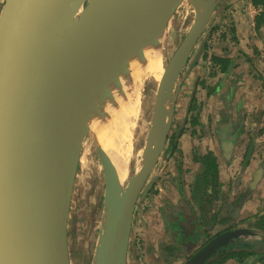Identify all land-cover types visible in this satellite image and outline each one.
Wrapping results in <instances>:
<instances>
[{"label":"water","instance_id":"1","mask_svg":"<svg viewBox=\"0 0 264 264\" xmlns=\"http://www.w3.org/2000/svg\"><path fill=\"white\" fill-rule=\"evenodd\" d=\"M183 1L5 0L0 11V264H71L69 219L90 134L105 175L103 229L93 264H127L135 213L153 187L148 180L172 126L177 82L200 60L220 0H199L206 4L200 21L196 0H188L196 18L165 64L150 149L127 184L113 163L108 137L89 118L95 103L85 99L100 76H115L117 69L105 66L99 74L90 62L143 36L145 29L164 26L166 31ZM237 241L264 251V238L237 228L211 239L184 264H208Z\"/></svg>","mask_w":264,"mask_h":264},{"label":"crops","instance_id":"2","mask_svg":"<svg viewBox=\"0 0 264 264\" xmlns=\"http://www.w3.org/2000/svg\"><path fill=\"white\" fill-rule=\"evenodd\" d=\"M254 2H218L210 30L206 34L207 39L205 37L207 43L201 62L198 61L193 68H196L194 72L201 70L202 79L195 78L191 70L181 81L182 88L177 95L172 126L178 122L180 125L184 122L188 125L191 120L189 118L193 117L192 111L195 110L198 113L193 118V126L196 127L185 131L170 160L166 159V155L160 159L164 160L161 174L157 175L161 195L156 201L159 208L152 213L153 216L157 215V223L150 216L153 220L149 223V230L141 222L140 203L137 207L132 237L145 240L144 253L148 264L151 260L154 261V252L162 242V238L157 239L158 235L155 233L161 230L158 212H162L165 206H170L168 214L176 218V221L181 218L186 221V214L190 215L189 201L195 211L201 213L195 202L205 200L207 204V200L211 202V198H214L219 203L218 209L222 206L225 208L221 217L219 211H216V215L227 226L251 219L264 211V3L256 5ZM214 35L218 39L209 46L208 42ZM216 59L230 63L226 72L215 63ZM185 90L191 92L187 97L183 95ZM200 121L204 124L203 129L199 126ZM205 152H211L217 160L219 181L216 188L220 192L216 197L207 198L201 194L199 198H192L190 191L194 186L203 193L201 176L205 169L198 160ZM167 156L170 157V154ZM176 158L177 163L174 164L172 160ZM182 158L183 168L189 170L188 175H181L187 192L183 208L180 206L184 198L175 191L176 185H173L175 176L179 174V162ZM222 193L227 194L225 200L220 198ZM218 229L222 230L220 226L215 230ZM130 245L127 264H131L132 244ZM152 247L156 249L154 252ZM241 263L264 264V256L249 257ZM241 263L237 260L229 261V264Z\"/></svg>","mask_w":264,"mask_h":264},{"label":"rangeland","instance_id":"3","mask_svg":"<svg viewBox=\"0 0 264 264\" xmlns=\"http://www.w3.org/2000/svg\"><path fill=\"white\" fill-rule=\"evenodd\" d=\"M4 3L5 0H0V11ZM195 18H196V13L194 6L188 0H184L183 3L181 4V8L178 10V12H175V14L173 15V18L170 21L169 25L167 26V29L164 34V40L162 42V52H161L164 65L167 64L169 60L173 57L180 44L189 33L191 27L194 24ZM195 52L193 53L190 62H193V60L195 59L194 56L197 54ZM112 60L113 58L111 57V61ZM199 62H201V60H199ZM201 64L204 66V63ZM188 68L189 65L187 66L185 71L188 70ZM193 68L191 70H193ZM194 70H193V76L195 78L199 77L200 79H202L201 70L198 69L197 72H194ZM185 71H183V76L177 82L175 88V93H177V95L180 94L179 92L180 89L182 88L181 81L186 76ZM177 89H179L178 92ZM157 90H158V82H156L155 80H153L148 76H145L140 79L139 91L136 94H134V96L131 97L132 105L135 106V114L133 118L130 120V122L132 123V127L130 133L131 139L128 145L129 165H130L129 174L132 175L137 170H140L144 158L150 149L149 141L152 138L151 131L153 126V116H154V110L156 104ZM187 94H191V92L189 90L187 91L185 90L183 95L187 97ZM169 108L170 107H168V116H169ZM173 120L175 121L174 114H173ZM163 155H165V153H163ZM162 158L163 156L161 157V159ZM163 162L164 160L159 161V163L155 168V171L148 180V184L153 183L154 186L155 183L159 180L157 178V175L161 174L160 170L162 168ZM232 188L234 189V184ZM219 192H217V194ZM212 193H209V195L210 194L212 195ZM160 195L161 194L157 186L154 190L151 188L149 193L140 201L139 216L141 218V222L145 224L147 230H149L148 226L149 223L152 222L153 218H154L153 221L157 223V221H155L157 219V215L153 216L152 213L153 210L155 209L157 212V208H159V205L156 204V201H157V197H159ZM205 197H207V195ZM226 197H227L226 193L220 194V198L222 200H225ZM104 198H105L104 170L97 154L96 137L94 134H90L86 138L84 143V149L80 160V166L78 170V176L76 180L70 219H69L68 230H69L71 264H93L94 258L96 256V250L99 242L100 233L103 229L102 224H103V216L105 209ZM207 198H211V196ZM195 203H196V207H199L200 211L205 216H209L211 211L214 210L215 213L216 211H219L218 213L220 214L221 217L222 210L225 209L223 206L220 207V209H218L219 203L217 202L215 204V207L210 206L208 200H207V204H205V202H203L202 200H197V202ZM158 215H160L158 219L161 230H158L157 233H155V235L156 234L158 235L157 239L161 237L162 242L158 246L157 250L152 247V251L153 252L154 250L156 251L154 252V256H155L153 258L154 261L151 260L150 264H184V262L188 259L187 257L190 256L192 252L184 253V255L181 253L182 248L172 243L170 240L168 231L165 228V224L162 218L163 212L161 211L158 212ZM150 216H152L153 218H151ZM206 222L207 221H205L204 223ZM236 225L241 228L252 229V227L250 225H247L246 222H242L240 224L237 223ZM217 231H219V229ZM261 238H264V236ZM131 241H132L131 264H148V262L145 259V253H144L145 240H141V238L137 239L135 236L131 238ZM148 253L152 255V252H150V250H148ZM260 255L262 257L264 256L263 254ZM229 261H227L225 264H229Z\"/></svg>","mask_w":264,"mask_h":264},{"label":"bare ground","instance_id":"4","mask_svg":"<svg viewBox=\"0 0 264 264\" xmlns=\"http://www.w3.org/2000/svg\"><path fill=\"white\" fill-rule=\"evenodd\" d=\"M196 3L198 5L196 20L200 21L206 4L199 0H196ZM70 26L67 25L66 29ZM164 34V26L145 29L143 36L132 37L127 44H118L90 62L92 68L99 74H103L105 66L117 69L115 76L107 77L104 74L100 76L99 82L89 87L85 99L91 102L90 104L95 103L89 112V118L108 137L116 155L113 163L123 184H127L130 178L128 145L132 127L130 120L135 114L131 97L139 91L142 77L148 76L158 83L162 80L165 69L161 54ZM172 80L170 76L167 85H170Z\"/></svg>","mask_w":264,"mask_h":264},{"label":"flooded vegetation","instance_id":"5","mask_svg":"<svg viewBox=\"0 0 264 264\" xmlns=\"http://www.w3.org/2000/svg\"><path fill=\"white\" fill-rule=\"evenodd\" d=\"M197 113L198 112L195 110L192 111L193 117L189 118L191 120H190L188 125H186V122H184L182 125H180L181 123L178 122L174 126H172L170 133H169V136H168V140L166 143L165 150L163 152V153H165L167 160H170L171 156H174V154L176 153V151L178 149L179 141L182 138L185 131L195 129L196 126H193V122H194L193 118H195ZM203 125H204L203 122H201V125L199 123V126L202 129H203ZM187 126H189L190 128L186 129ZM169 154H170V157L167 156ZM207 155H208V152L203 153L198 160L199 163L202 166H204V169L206 168L205 167L206 166L205 165V158L207 157ZM162 156H163V154L161 155V157ZM177 158L172 160L174 162V164L177 163ZM180 160L181 161L179 162V164L182 165V167L180 168V165L177 164V165H179L180 170H179V174L177 173L178 175H176L174 178L173 185L174 186L176 185L175 191L181 197L184 198L182 205L180 206L181 208H183L184 200L186 199L187 192L185 190L186 185H185L184 179H182L181 175H188L189 170L186 171L185 168H183L184 165L182 162H184V159L182 158ZM216 168H217V171H216L217 175H216L215 185L211 186L208 184V179L210 181H213V176L212 175L206 176L205 172H203V174L201 176L203 193L201 191H198L197 187L194 186V188L190 191V195L192 198L193 197L199 198L201 194L203 196L207 195V197L216 196V194H217L216 191L218 189L216 187H217V183L219 181L217 160H216ZM165 175H166V173H165ZM167 175H168V173H167ZM198 178H197V180H198ZM158 181L152 187L153 190L158 186ZM211 189H213L214 193L211 192L212 195H209ZM207 192H209V193H207ZM211 199H212V201L208 202V203L210 204V206L215 207L216 201L214 200V198H211ZM202 201L205 202V200H202ZM189 202L191 205V208L189 207L190 215L186 214V217H187L186 221H184V219H182V218L179 221H176L177 220L176 218H174L172 215H169L167 210L169 209L170 206H165L162 210V212H163L162 218H163V221L165 224V228L168 231L171 242L176 244L180 248H182L181 249L182 254L185 253V250L187 251L186 253L192 252V254L187 257L188 259L191 258L201 248H203L207 243H209L211 241V239H213L214 237L219 236L228 230L241 228V227H238L236 225L237 223L236 224L234 223V224L227 226L228 224L226 222H221L218 219L219 217L216 215L214 210L211 211L209 216H205L202 212L198 213V211H195L196 209H194L191 201H189ZM262 212H260V213H262ZM254 217L251 219L245 220V221H240V222H238V224H240L242 222H246L248 225V221L253 220ZM205 221H207V222L204 223ZM217 226L218 227L220 226L222 228V230L216 231L215 229ZM247 229H250V228H247Z\"/></svg>","mask_w":264,"mask_h":264},{"label":"trees","instance_id":"6","mask_svg":"<svg viewBox=\"0 0 264 264\" xmlns=\"http://www.w3.org/2000/svg\"><path fill=\"white\" fill-rule=\"evenodd\" d=\"M256 5H259L260 2L264 3V0H254ZM215 63L221 66L223 71H227L230 63L225 60L216 59ZM205 174L206 176H213V181L208 179V184L214 186L216 183V158L211 152H208L207 157L205 158ZM248 225L252 227V231L256 233L259 237L264 236V211L257 214L253 220L248 221ZM187 252V251H186ZM185 252V253H186ZM263 254L264 251L261 249H256L253 245L248 242L237 241L234 245H231L228 248L220 250L215 257L210 260L208 264H225L229 260H237L239 263L243 262L246 258L253 257ZM184 255V253H183Z\"/></svg>","mask_w":264,"mask_h":264},{"label":"built area","instance_id":"7","mask_svg":"<svg viewBox=\"0 0 264 264\" xmlns=\"http://www.w3.org/2000/svg\"><path fill=\"white\" fill-rule=\"evenodd\" d=\"M217 39H218L217 36H215V35L212 36V37H211V40L208 42V45H209V46H212L213 44L216 43Z\"/></svg>","mask_w":264,"mask_h":264}]
</instances>
